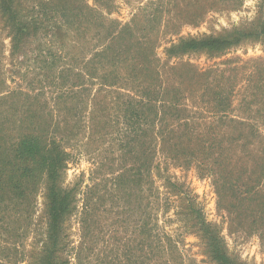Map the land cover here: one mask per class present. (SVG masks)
I'll return each mask as SVG.
<instances>
[{"label":"rangeland","instance_id":"rangeland-1","mask_svg":"<svg viewBox=\"0 0 264 264\" xmlns=\"http://www.w3.org/2000/svg\"><path fill=\"white\" fill-rule=\"evenodd\" d=\"M19 8L34 23L15 51L0 16V125L14 143L29 133L66 155L62 185L76 192L65 223L67 264H214L190 228L191 204L219 230L230 258L264 264V212L256 210L264 209V41L243 39L213 55L172 51L188 38L258 29L264 0H20ZM53 54L61 74L51 69L55 81H38ZM225 85L229 113L213 116L214 103L196 91ZM150 100L147 135L137 138L129 110ZM183 122L191 146L195 138L206 146L195 145L194 156L163 143ZM133 138L151 144L144 155L137 150L139 160ZM142 163L149 174L137 173ZM233 181L236 192L225 185ZM43 185L18 240L26 250L44 240ZM242 200L240 216L230 214ZM87 202L91 227L83 225ZM0 256V264H33L6 250Z\"/></svg>","mask_w":264,"mask_h":264},{"label":"trees","instance_id":"trees-1","mask_svg":"<svg viewBox=\"0 0 264 264\" xmlns=\"http://www.w3.org/2000/svg\"><path fill=\"white\" fill-rule=\"evenodd\" d=\"M20 0H0V16L5 18L6 26L9 29L11 35L12 49L15 51L19 48V43L22 37L30 33L31 24L34 23L33 19L23 20L20 10ZM65 15H63V18ZM69 23V22H68ZM254 38L264 41V22L262 25L251 32L246 30H236L230 34H224L221 36H209L201 38H188L179 41L172 51L176 54H188L191 52H205L208 54H217L226 50L227 48L234 46L241 42L243 39ZM52 59H43L40 72H38V81L44 83H52L57 79V75L51 73L54 71L53 66L58 62L56 55H51ZM54 73L61 74L58 71ZM210 73V72H209ZM208 73V74H209ZM206 73L202 74L207 77ZM34 81V80H33ZM194 93L191 90V94ZM201 99L204 100V104L214 103L212 105L211 113L213 116H221L225 113H229V99L232 93V86L225 85L223 89L216 90L215 88H205L203 92L196 91ZM167 94V93H166ZM178 101V100H177ZM145 106L142 110L131 109L129 110V120L132 133L135 137L140 138V135H147L144 124L148 123L146 119V106L148 110L156 108L150 100L149 105ZM175 107L176 104L171 105ZM23 124V123H22ZM19 124V125H22ZM179 128V134L174 137H167L163 140V143H171L172 148L176 149L183 156H194L197 152L195 145L202 150L206 146L201 140L195 138L194 144L191 146L192 139L187 138L191 134L189 122H183L177 124ZM0 125V236H4V240L0 238V250L10 251L15 259H21L25 261L27 257L33 258V264H67V260L64 256L66 251V238L65 223L75 210V189H67L62 185V173L66 167L64 164V157L66 156L60 147L51 142L46 146V139L42 137L33 136L29 133H23L12 142L15 138L6 136ZM178 141H174V139ZM134 151L131 152L133 159H140V153L138 149H142L141 154L150 149L151 144L147 145L135 143L133 138ZM214 144H210L208 148H213ZM145 147V149H144ZM137 173L142 175V172L149 174V165L142 163L135 167ZM44 176L43 185V217L45 220V233L44 240L39 248L33 247V250H26V245L19 244L18 240L25 237L27 229L30 224H27L28 220H32L33 210L32 204L36 203V191L39 189L41 180L39 178ZM138 179V178H136ZM135 179V182L138 180ZM235 181V180H234ZM225 182L228 190L235 191V182ZM246 200V198H243ZM242 201H238L239 205H230L231 209L235 211H229L235 213L237 217L242 212ZM263 204L256 205L257 212L262 215L264 212ZM90 202H87L85 211L87 212L83 218V225L85 227L92 226L90 215L93 213L90 211ZM190 216V228L193 230L203 247L205 248V257L214 264H240L230 258L226 253V248L223 243V239L219 233V230L212 224L207 223L200 212L194 205H188ZM250 208H246L248 211ZM245 217H251L252 214L246 213ZM88 218V219H87ZM148 224L147 222H143ZM88 232L89 229H88ZM7 242L10 245L6 244ZM39 241L36 242V245ZM2 244V246H1ZM6 244V245H4ZM0 259H3L0 256ZM110 263V261H109ZM108 263V264H109Z\"/></svg>","mask_w":264,"mask_h":264}]
</instances>
